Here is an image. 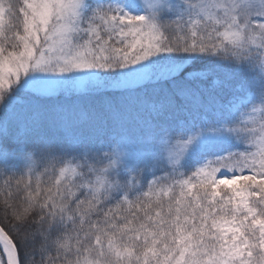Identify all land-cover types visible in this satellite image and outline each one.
I'll return each instance as SVG.
<instances>
[{"label": "snow or ice", "instance_id": "obj_1", "mask_svg": "<svg viewBox=\"0 0 264 264\" xmlns=\"http://www.w3.org/2000/svg\"><path fill=\"white\" fill-rule=\"evenodd\" d=\"M0 264H264V0H0Z\"/></svg>", "mask_w": 264, "mask_h": 264}]
</instances>
